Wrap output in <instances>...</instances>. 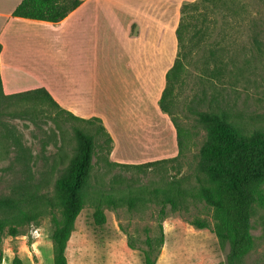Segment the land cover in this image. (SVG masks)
Here are the masks:
<instances>
[{
    "label": "rangeland",
    "instance_id": "rangeland-1",
    "mask_svg": "<svg viewBox=\"0 0 264 264\" xmlns=\"http://www.w3.org/2000/svg\"><path fill=\"white\" fill-rule=\"evenodd\" d=\"M227 1L228 11L200 7L193 12L206 15L209 40L183 61L170 111L185 132V142L182 154L171 163L138 169L111 166L99 123L66 120L47 105L0 98V198L52 193L77 152L75 128L90 133L96 145L88 190L123 194L115 206H103L101 225L93 220V208L85 205L67 242L68 264H145L148 238L154 264H226L229 247L211 232V208L184 199L177 209L167 205L166 217L159 221L161 197L140 188L168 186L174 178L186 190L195 188L199 149L206 136L197 113L220 110L250 128L264 126V0ZM7 2L0 0V12H6ZM210 52L215 60H209ZM176 53L173 35L165 50L170 67ZM156 55L161 51L156 49ZM60 222L59 214L47 215L21 227L16 237L0 236V264H53L51 234ZM248 236V251L237 264H264V184L255 193Z\"/></svg>",
    "mask_w": 264,
    "mask_h": 264
},
{
    "label": "crops",
    "instance_id": "crops-1",
    "mask_svg": "<svg viewBox=\"0 0 264 264\" xmlns=\"http://www.w3.org/2000/svg\"><path fill=\"white\" fill-rule=\"evenodd\" d=\"M7 1L0 12L4 95L44 88L74 116L100 119L112 139L111 163L177 156L176 131L158 101L180 7L194 0H78L58 23L14 18L22 0Z\"/></svg>",
    "mask_w": 264,
    "mask_h": 264
},
{
    "label": "trees",
    "instance_id": "trees-1",
    "mask_svg": "<svg viewBox=\"0 0 264 264\" xmlns=\"http://www.w3.org/2000/svg\"><path fill=\"white\" fill-rule=\"evenodd\" d=\"M78 0H22L12 11L14 18L58 23L79 6ZM212 8L221 13L231 9L227 0H194L183 3L179 11V21L175 30L177 53L172 66L165 74V84L158 101L160 111L168 116L176 131L178 154L172 159H163L141 165L111 166L122 168H144L175 161L183 151L185 132L179 128L172 117L170 108L176 86L184 71L187 56L198 50L209 40L205 32L208 21L203 13L193 14L199 8ZM1 51V45H0ZM209 60H215L209 53ZM0 98L19 99L23 103L44 104L55 110L66 120L85 124L99 123V129L106 137L107 155L112 149V139L102 126L100 119L92 117L81 119L62 109L44 88H38L13 95H4L0 80ZM198 121L204 125L206 136L199 149V163L195 170L194 189L186 190L182 181L172 179L168 186L145 189L155 198L161 197L159 221L165 219L167 205L172 209L180 207L184 199L204 202L212 210L214 224L211 232L228 244L226 264H237L249 248V227L251 207L255 193L264 184V126L250 128L233 119L229 113L213 110L197 113ZM77 152L70 159L63 174L56 180L54 191L50 194L19 193L0 198V236L16 237L20 228L38 222L47 215L59 214L61 222L51 234L53 245V264H68L65 250L70 234L80 212L88 204L93 208V220L97 225L105 222L103 206H115L123 198L121 193H107L88 190V180L92 168V158L96 145L94 137L75 128ZM133 202L129 203L132 208ZM205 227V226H201ZM160 236L158 246L163 245L162 225H158ZM148 252L144 253V263L154 264L151 239L146 240ZM1 260V258H0Z\"/></svg>",
    "mask_w": 264,
    "mask_h": 264
}]
</instances>
